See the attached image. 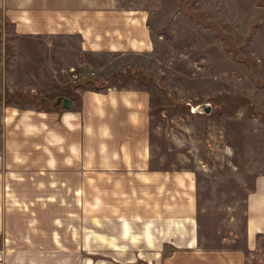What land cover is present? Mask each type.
Segmentation results:
<instances>
[{
  "label": "crops",
  "instance_id": "obj_1",
  "mask_svg": "<svg viewBox=\"0 0 264 264\" xmlns=\"http://www.w3.org/2000/svg\"><path fill=\"white\" fill-rule=\"evenodd\" d=\"M0 16L12 40H73L96 59L77 80L67 72L82 65L77 58L41 78L1 69L0 95L35 97L39 80L57 82L60 95L45 107L2 108L0 264L249 262L264 243V176L245 199L244 245L203 249L194 175L153 158L151 93L134 74L153 50L146 11L118 0H0ZM108 58L121 70L116 80ZM19 80L29 83L9 87Z\"/></svg>",
  "mask_w": 264,
  "mask_h": 264
},
{
  "label": "rangeland",
  "instance_id": "obj_2",
  "mask_svg": "<svg viewBox=\"0 0 264 264\" xmlns=\"http://www.w3.org/2000/svg\"><path fill=\"white\" fill-rule=\"evenodd\" d=\"M118 1L148 14L153 50L134 74L151 93L153 158L164 168L194 175L200 246L240 248L245 199L254 179L264 176V0ZM4 26L0 16V62L5 58L0 73L3 68L10 77L41 78L62 72L76 58L82 65L75 73L94 71L96 59L81 55L73 40L16 41ZM102 62L116 80L117 60ZM28 83L14 81L9 87ZM33 84L35 97L0 95V133L4 105L42 107L60 95L57 82ZM202 105L210 106L209 114ZM247 264H264L262 240Z\"/></svg>",
  "mask_w": 264,
  "mask_h": 264
},
{
  "label": "water",
  "instance_id": "obj_3",
  "mask_svg": "<svg viewBox=\"0 0 264 264\" xmlns=\"http://www.w3.org/2000/svg\"><path fill=\"white\" fill-rule=\"evenodd\" d=\"M55 104H61L64 108H69L72 106V102L66 98H57L55 100ZM201 111H203L204 114L210 113V106L209 105H202L199 107ZM198 109V110H199Z\"/></svg>",
  "mask_w": 264,
  "mask_h": 264
},
{
  "label": "built area",
  "instance_id": "obj_4",
  "mask_svg": "<svg viewBox=\"0 0 264 264\" xmlns=\"http://www.w3.org/2000/svg\"><path fill=\"white\" fill-rule=\"evenodd\" d=\"M72 74H73V78L75 80L77 79H85V75H83L82 73H75L74 70H71Z\"/></svg>",
  "mask_w": 264,
  "mask_h": 264
}]
</instances>
